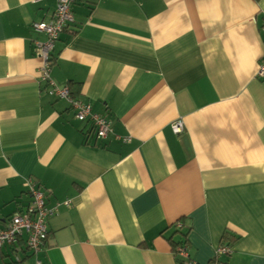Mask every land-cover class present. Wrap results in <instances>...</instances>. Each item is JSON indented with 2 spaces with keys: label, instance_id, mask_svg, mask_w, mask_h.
<instances>
[{
  "label": "crops",
  "instance_id": "0c3cea01",
  "mask_svg": "<svg viewBox=\"0 0 264 264\" xmlns=\"http://www.w3.org/2000/svg\"><path fill=\"white\" fill-rule=\"evenodd\" d=\"M55 3L0 0V227L28 178L69 205L43 250L4 246L0 264H176L178 221L198 263L226 243L228 264H264V0H75L49 75L119 139L39 81L32 25Z\"/></svg>",
  "mask_w": 264,
  "mask_h": 264
},
{
  "label": "built area",
  "instance_id": "2783aa9c",
  "mask_svg": "<svg viewBox=\"0 0 264 264\" xmlns=\"http://www.w3.org/2000/svg\"><path fill=\"white\" fill-rule=\"evenodd\" d=\"M74 1L56 0L52 19L48 22H34L32 25L34 30L45 34L44 41L35 42L38 55L43 61L38 78L39 81L46 82L48 94L63 98L70 103L71 107L74 108L75 118L88 122L90 129L97 138L104 139L113 135L116 139H119L120 137L113 133L107 116L92 112L89 103L74 98L67 85L58 86L49 75L55 41L67 24L73 21L71 6ZM261 30L264 33V10ZM256 75L264 79V59L260 61ZM183 128L184 124L181 118H177L171 123V129L176 134L181 133ZM26 193L30 198V202L23 209L13 213L0 227V255L2 247L15 243L18 238L23 240L26 248L33 254L43 250L48 235L47 219L56 213L59 204L69 205V200L47 205L44 189L31 178L26 180ZM177 227H181L179 222ZM231 251L230 245L220 243L215 248L214 255L207 264H228L224 258ZM173 254L177 258H182L181 264H201L189 257L188 249L183 245H177ZM15 258L20 259L18 255ZM36 264H42V260H37Z\"/></svg>",
  "mask_w": 264,
  "mask_h": 264
},
{
  "label": "trees",
  "instance_id": "16d2710c",
  "mask_svg": "<svg viewBox=\"0 0 264 264\" xmlns=\"http://www.w3.org/2000/svg\"><path fill=\"white\" fill-rule=\"evenodd\" d=\"M73 88H76V85H74V86H71V84H70V86H69V91H70V93H71V95H73L74 93H73ZM180 223L181 224V227H177V223ZM178 222H175L174 223V225H175V227H176V229L174 230V233L172 234V236L170 237V241H171V247H172V252H174V250H175V248H176V246L177 245H183V246H185L187 249H188V244H187V232L188 231H186V230H182V227L184 226V224L181 222V221H178ZM5 223V222H4ZM3 223V224H4ZM174 235H178L177 236V238H173V236ZM173 238V239H172ZM21 244H24V242H23V240L22 239H17V241L15 242V243H12V244H10V245H7L8 247H9V249H10V251H11V253H12V255H13V261L14 262H17V261H19V260H21V259H23V257H20V259H16L15 258V256H17L18 255V250H20V245ZM229 245V244H228ZM17 246V247H16ZM24 246H26L25 244H24ZM26 249V248H25ZM188 252H189V250H188ZM1 254H2V249H1ZM228 256V255H227ZM0 257H1V255H0ZM189 257L191 258V256H190V254H189ZM226 257V256H225ZM180 259V260H179ZM192 259V258H191ZM225 259V261H227V259L226 258H224ZM175 260H176V264H181V261H182V258H175ZM227 263H228V261H227Z\"/></svg>",
  "mask_w": 264,
  "mask_h": 264
}]
</instances>
